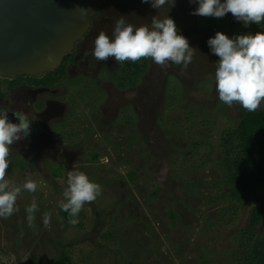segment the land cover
<instances>
[{"label":"rangeland","instance_id":"374dc122","mask_svg":"<svg viewBox=\"0 0 264 264\" xmlns=\"http://www.w3.org/2000/svg\"><path fill=\"white\" fill-rule=\"evenodd\" d=\"M140 1L107 3L118 7L107 16V5L102 30L110 35L121 15L142 25L169 11L167 5L157 10ZM195 7L189 0H176L168 13L195 49L192 62L187 68L161 67L148 58L137 93H118L103 84L106 79L119 89L118 62L111 57L97 62L90 56L85 74L96 88L79 94L70 88L72 93L64 91L67 99L61 112L46 119L32 112V93L20 88L8 92V81L0 78L2 104L10 109L26 106L33 120L30 136L10 146L6 178L16 184L31 178L38 185L36 192L18 196V211L0 218V264H59L64 255L72 264H202L205 255L220 256L232 244L231 228L210 230L207 223L217 217L210 203L221 178L222 135L236 127L246 110L218 100V57L206 42L217 31L229 37L255 34L264 31V23L245 27L231 13L223 18L192 15ZM99 20L89 37L87 56L99 33ZM55 95L59 94L48 93L46 98L57 100ZM263 109L264 102L257 110ZM73 167L101 188L97 199L84 205L76 225L59 213L66 173ZM33 200L38 207L30 224L26 209ZM252 204L264 208V188L256 191ZM210 258V264L219 261Z\"/></svg>","mask_w":264,"mask_h":264},{"label":"clouds","instance_id":"9594fccd","mask_svg":"<svg viewBox=\"0 0 264 264\" xmlns=\"http://www.w3.org/2000/svg\"><path fill=\"white\" fill-rule=\"evenodd\" d=\"M189 2L197 5L192 15L223 18L231 13L245 27L252 23H264V0ZM141 3L149 4L157 10L167 5L170 11L175 7L176 0H141ZM168 13L163 18L156 15L150 23L142 25L132 24L126 21V16H119L115 19L110 35L103 30L98 33L91 55L97 62L114 58L119 65L126 61L135 63L142 58H150L161 67L173 64L187 68L192 62L195 49L179 32ZM206 43L210 52L218 57L214 74L218 100L228 107L237 103L248 112L256 111L264 102V31L232 37L217 31ZM9 111L7 107L0 106V218H8L18 211L16 201L22 192L34 193L38 188L31 178H26L22 184L6 178V169L10 165V146L30 136L33 121L26 114L14 111L13 115L19 122L13 123L8 119ZM100 194V186L92 182L86 173L73 167L66 173V186L59 207L68 214L69 223L76 225L84 205L95 201ZM37 207L33 200L26 209L30 224ZM48 223L46 214L44 224Z\"/></svg>","mask_w":264,"mask_h":264},{"label":"trees","instance_id":"16d2710c","mask_svg":"<svg viewBox=\"0 0 264 264\" xmlns=\"http://www.w3.org/2000/svg\"><path fill=\"white\" fill-rule=\"evenodd\" d=\"M148 58L135 63L126 61L118 72L119 83L116 86L126 90L136 86L147 70ZM64 68L43 79H28L34 83L47 84L57 82ZM25 80V79H24ZM221 178L213 188L210 206L217 209L216 220L207 223V227L231 228L232 244L218 254H207L202 264H210L211 258H219L214 264H264V234L262 209L253 206L256 191L264 188V109L244 112L236 127L226 130L222 135ZM97 158V156H94ZM136 174H130L134 180ZM61 217L69 223V216L59 207ZM248 213L245 223L240 218ZM175 224L176 216H171ZM59 264H72L64 255ZM134 264V263H132Z\"/></svg>","mask_w":264,"mask_h":264},{"label":"water","instance_id":"95a60500","mask_svg":"<svg viewBox=\"0 0 264 264\" xmlns=\"http://www.w3.org/2000/svg\"><path fill=\"white\" fill-rule=\"evenodd\" d=\"M104 2L0 0V78L43 79L57 73L89 33Z\"/></svg>","mask_w":264,"mask_h":264},{"label":"flooded vegetation","instance_id":"af4514ba","mask_svg":"<svg viewBox=\"0 0 264 264\" xmlns=\"http://www.w3.org/2000/svg\"><path fill=\"white\" fill-rule=\"evenodd\" d=\"M111 0H105L102 8H101V12L93 19V23H92V27L89 31V33L77 44L76 49L73 53V55L69 58H67L61 65V68H64L65 72L62 73L60 76H58V79L56 80L57 82H51V83H47V84H38L37 82L34 83L28 79H32V78H21V79H16V80H9V79H2L7 82V90L8 92H14L16 89L18 90L20 88V91H22L23 93H32L34 96V103L32 106V112L35 113V116H43L46 119H53V118H57L56 116H58V114L61 112L60 109L63 107V103L64 100L67 99V96H65L66 93H72L74 92V90H78L75 91L77 94L80 93V91H86L88 89V91H90V89H95L96 86L94 84L93 81H91L92 79H89L88 76L85 74L89 71V60H90V56H92L90 53L88 54L87 51V47L90 46L88 41H89V37L90 36H94L92 34L93 29L95 28L96 25V19H100L99 23H98V29L99 32L102 30V24L103 21L105 20V16L106 12L105 9L106 7H108L107 5H109V9L107 11V16H110V14L112 12H110L111 10L117 8L118 6L116 5V3H109ZM126 1V0H125ZM139 2V1H138ZM141 2V1H140ZM116 11V9H115ZM109 20V19H108ZM59 69V70H60ZM58 70V72H59ZM117 70H121V65L117 64ZM88 74V73H87ZM25 79V80H24ZM36 80H40V79H36ZM104 81V82H103ZM102 83L105 85H110V87H113L115 91H117L118 93H137L140 90L138 89V87L133 86L130 87L126 90H120L117 89L114 84L112 82H107L106 79H103ZM106 81V82H105ZM92 87V88H91ZM109 87V90H110ZM69 88L71 90H73L71 92V90H69ZM63 90L66 91V93H61L60 91ZM117 92H115L116 97H119L117 95ZM48 93H52V94H56L58 93L59 95H55L56 97L59 96V98L57 100H48L47 94ZM91 94V93H90ZM112 94V93H110ZM69 95V94H67ZM114 95V96H115ZM120 99V98H119ZM118 99V100H119ZM0 106H4L2 104V101L0 99ZM107 107L109 108V105L106 103ZM10 111L8 113V119L13 122V123H18V118L15 117L13 115V112H22L24 114L28 115V110L26 111V106H22L21 109H10V106H6ZM24 108V109H23ZM106 106L103 107L101 109L102 114L105 115L106 114ZM45 119V120H46ZM261 209H264L263 207H261Z\"/></svg>","mask_w":264,"mask_h":264}]
</instances>
